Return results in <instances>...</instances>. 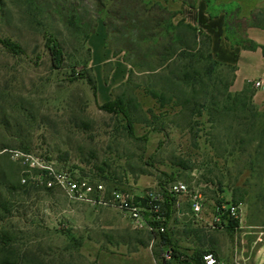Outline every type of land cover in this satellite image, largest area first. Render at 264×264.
Returning <instances> with one entry per match:
<instances>
[{
  "label": "rangeland",
  "instance_id": "1",
  "mask_svg": "<svg viewBox=\"0 0 264 264\" xmlns=\"http://www.w3.org/2000/svg\"><path fill=\"white\" fill-rule=\"evenodd\" d=\"M132 8L129 0H0V39L20 48L13 54L0 45V264H161L167 251L172 252L170 264H178L196 250L212 249L227 261L240 230L226 223L210 226L214 205L220 203L238 206L244 230H264V108L258 110L257 141L248 151L253 169L246 167L248 153H231L216 140L214 148L204 145L206 131L198 133L195 147L180 129L182 121L165 120L163 110L143 95V76L134 93L130 86L121 87L129 66L122 59L126 38L120 18L141 12L139 6ZM45 35L53 36L64 54L58 70L50 68ZM72 71L93 76L95 93L85 79H72ZM121 94L135 108L134 135L143 140L126 136L120 115L98 109ZM147 108L159 115V124L180 128L149 131L141 124ZM19 146L74 176H81V169L86 179L107 177L108 183L136 193L164 192L176 181L199 187L204 210L197 220L179 197L165 244L132 229L119 212L70 204L58 191H46L30 179L22 184L23 167L3 152L22 150ZM64 153L67 160H57Z\"/></svg>",
  "mask_w": 264,
  "mask_h": 264
},
{
  "label": "trees",
  "instance_id": "2",
  "mask_svg": "<svg viewBox=\"0 0 264 264\" xmlns=\"http://www.w3.org/2000/svg\"><path fill=\"white\" fill-rule=\"evenodd\" d=\"M129 1L134 6L133 10L139 6L141 12L134 11L135 16L128 20L120 18L124 23L122 33L126 38L122 59L129 66L126 81L121 87L130 86L134 93L140 86L136 80L143 76L147 80L142 90L143 95L163 110L161 116L165 120H168L169 116L171 119H178L182 121L183 127L180 128L172 122L167 123L166 126L159 124L157 122L159 115H156L151 108H147L148 117L144 118L141 124L146 125L149 131L159 133H167L174 128L184 129L191 135L195 147L196 141L200 139L198 133L206 131L203 133L204 145L214 148L216 140L219 145L229 147L231 153L237 152L240 156L248 153L259 134L260 115L253 104L255 89L252 83L245 82L240 91L230 92L235 79V66L218 62L213 58L210 51V37L201 29L182 19L174 22L180 14V11L175 9V5L181 3L192 9L195 0ZM205 1L209 18H213L215 13L224 14L225 39L231 47L237 46L250 51L259 48L264 54V46L249 40L245 34L247 27L264 30L263 8L251 10L248 16H244L235 0L227 5H224L223 0H219L221 3L217 7L212 6L216 0ZM84 37L87 38V36ZM139 43L147 46V50L141 51ZM0 45L13 54L20 53L19 46L8 38L0 39ZM44 47L48 53L50 68L60 69L64 54L56 39L51 35H45ZM71 77L85 79L92 93H95L93 76H86V72L72 71ZM134 103L139 106L137 102ZM98 109L107 114L120 115L128 138L144 139L134 135L131 114L135 113L133 112L135 108L132 110L130 100L125 99L124 94L102 103ZM19 147L24 151L27 150L26 147ZM66 155V153L62 154L57 160L65 162ZM245 157L247 169H253L251 155L248 153ZM67 171L71 172V170ZM80 173L79 177L84 178V171L80 169ZM108 181L107 177L102 176L97 182L104 183L108 188L125 189ZM243 196L244 194L239 198ZM235 198L233 191V200ZM173 204L174 199L166 195L163 205L167 219L166 225ZM223 223H226L227 228L231 230L238 224L227 216L223 217ZM158 238L168 244L167 229ZM170 248L174 250L172 245ZM204 252L196 250L191 256H184L185 258L178 261V264H203L201 255ZM209 252L216 255L213 249ZM161 264H170V262L161 259Z\"/></svg>",
  "mask_w": 264,
  "mask_h": 264
},
{
  "label": "built area",
  "instance_id": "3",
  "mask_svg": "<svg viewBox=\"0 0 264 264\" xmlns=\"http://www.w3.org/2000/svg\"><path fill=\"white\" fill-rule=\"evenodd\" d=\"M255 89H264L261 80L254 81ZM12 160L18 162L26 174L21 183L39 185L45 190L58 191L70 204H82L92 208L114 210L128 219L132 229L143 232L151 238H158L167 229L164 203L166 195L174 202L183 197L190 213L197 220L204 210V195L199 187H189L181 181L171 183L164 192L145 190L139 193L130 189L108 188L102 182H93L74 176L70 172L57 169L54 164L40 156L19 149L4 150ZM227 216L238 222V206L232 203L214 205L210 226L223 225ZM238 224L232 230H240L234 235L229 259L222 260L212 252L201 255L203 264H264V230L250 226L247 229ZM248 240V241H247ZM247 243V245H246ZM167 251L162 259H171Z\"/></svg>",
  "mask_w": 264,
  "mask_h": 264
},
{
  "label": "crops",
  "instance_id": "4",
  "mask_svg": "<svg viewBox=\"0 0 264 264\" xmlns=\"http://www.w3.org/2000/svg\"><path fill=\"white\" fill-rule=\"evenodd\" d=\"M242 10L244 16H248L251 10L264 7V0H235ZM224 5L232 0H223ZM221 2L216 0L212 6L217 7ZM180 11L175 19L184 20L186 23L201 29L210 37V51L213 58L221 63L235 66V79L231 88L233 92L240 91L245 82L253 83L261 80L264 84V54L261 49L253 51L243 50L240 47H231L225 39V17L223 13H215L209 18L205 0H195L191 9L181 3L175 5ZM247 38L254 43L264 46V30L247 27L245 28ZM253 104L257 110L264 108V89H255Z\"/></svg>",
  "mask_w": 264,
  "mask_h": 264
}]
</instances>
